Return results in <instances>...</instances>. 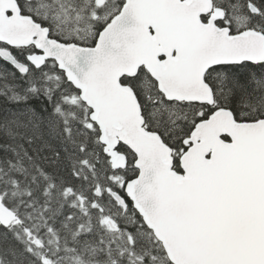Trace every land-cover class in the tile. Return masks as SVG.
Here are the masks:
<instances>
[{
    "label": "snow or ice",
    "instance_id": "snow-or-ice-1",
    "mask_svg": "<svg viewBox=\"0 0 264 264\" xmlns=\"http://www.w3.org/2000/svg\"><path fill=\"white\" fill-rule=\"evenodd\" d=\"M0 264H264V0H0Z\"/></svg>",
    "mask_w": 264,
    "mask_h": 264
}]
</instances>
